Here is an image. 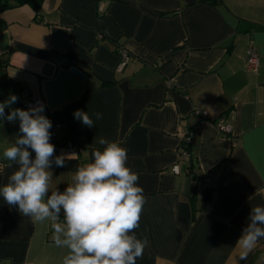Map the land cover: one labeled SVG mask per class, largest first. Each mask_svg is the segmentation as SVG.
Masks as SVG:
<instances>
[{
    "label": "crops",
    "instance_id": "0c3cea01",
    "mask_svg": "<svg viewBox=\"0 0 264 264\" xmlns=\"http://www.w3.org/2000/svg\"><path fill=\"white\" fill-rule=\"evenodd\" d=\"M251 40L256 72L245 68ZM120 47L129 57L119 70ZM11 95L12 108L40 96L44 115H60L54 155L70 154L67 142L81 148L64 167L53 164V190L93 161L101 137L127 149L145 197L134 234L148 244L136 264H264V238L246 260L237 245L251 208L264 206V0H44L39 15L27 4L5 9L0 103ZM77 109L92 128L74 118ZM17 135L19 121L0 118V187L18 170L3 157ZM188 136L199 179L180 155ZM54 222L63 223L35 222L0 196V264H62L68 249L55 245Z\"/></svg>",
    "mask_w": 264,
    "mask_h": 264
},
{
    "label": "clouds",
    "instance_id": "9594fccd",
    "mask_svg": "<svg viewBox=\"0 0 264 264\" xmlns=\"http://www.w3.org/2000/svg\"><path fill=\"white\" fill-rule=\"evenodd\" d=\"M17 100L11 95L0 103V118L9 123L18 120L22 134L3 150V157L18 165L0 187L4 202L35 222L59 221L62 213L63 223L52 224L55 245L68 249L62 264H136L148 244L134 234L145 197L138 174L126 166L127 149L101 137L98 143L105 147L94 150L93 161L78 167L63 192L53 190V164L64 167L65 160L76 154L54 155L52 122L43 114L44 104L12 108ZM73 116L84 126H94L88 112L77 109ZM95 116L102 119L101 113ZM260 238H264V206H255L237 240L240 260L247 259Z\"/></svg>",
    "mask_w": 264,
    "mask_h": 264
},
{
    "label": "built area",
    "instance_id": "2783aa9c",
    "mask_svg": "<svg viewBox=\"0 0 264 264\" xmlns=\"http://www.w3.org/2000/svg\"><path fill=\"white\" fill-rule=\"evenodd\" d=\"M119 53H120V56H121V61L118 64L117 68L120 70L123 67V65L127 62L129 55H128L127 50L125 48H123V47L119 48ZM258 65H259L258 48H257L256 44L251 40L248 43L247 48H246L245 68L248 71L256 72L257 69H258ZM21 91H22V95L26 96L25 90L22 89ZM37 102L44 103V100L40 96L26 99L25 103H24V109L27 110L29 108V106H35L37 104ZM215 124H216L218 130L230 135V133L232 131V128H231V126L228 123H226L223 120V118L216 119L215 120ZM58 125H59V122H55L54 125L51 127V129L49 131L53 133L54 128L57 127ZM184 139L186 141H189L188 140L189 136L186 137V138L184 137ZM64 149H65V151L67 153H70V154H72V153L77 154L81 150L80 147H77V146L73 145L71 142H67L64 145ZM180 155H181V158L186 159L187 156H188V153H187L186 150L182 149ZM171 170L174 173H178L179 170H180L179 163L178 162L174 163L172 165V167H171ZM209 181H210L209 178L204 179V183L205 184L209 183ZM61 221L63 222V217H61Z\"/></svg>",
    "mask_w": 264,
    "mask_h": 264
},
{
    "label": "trees",
    "instance_id": "16d2710c",
    "mask_svg": "<svg viewBox=\"0 0 264 264\" xmlns=\"http://www.w3.org/2000/svg\"><path fill=\"white\" fill-rule=\"evenodd\" d=\"M43 1L44 0H0V12L8 8L27 4L35 11L36 15H39ZM202 1H206L212 4H217L220 2V0H202ZM47 117L51 120L52 126L54 125L55 122H60L61 120V117L57 112H51ZM183 149L186 150L188 153V157H187L188 164H186L185 167L186 173L189 175L191 179L201 178L202 176H199L198 173L195 171L194 160L189 154L190 153L189 141H186L185 139L183 141Z\"/></svg>",
    "mask_w": 264,
    "mask_h": 264
},
{
    "label": "water",
    "instance_id": "95a60500",
    "mask_svg": "<svg viewBox=\"0 0 264 264\" xmlns=\"http://www.w3.org/2000/svg\"><path fill=\"white\" fill-rule=\"evenodd\" d=\"M54 59L60 63L69 64L70 60L66 57H62L61 55H55ZM69 70L74 74L78 75L79 77L85 78V72L80 69L78 66L71 64L69 65Z\"/></svg>",
    "mask_w": 264,
    "mask_h": 264
}]
</instances>
